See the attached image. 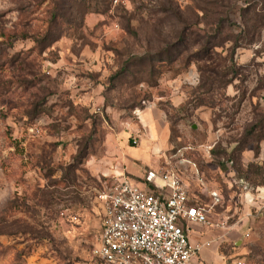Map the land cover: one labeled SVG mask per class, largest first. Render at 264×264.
Wrapping results in <instances>:
<instances>
[{"label":"rangeland","instance_id":"1","mask_svg":"<svg viewBox=\"0 0 264 264\" xmlns=\"http://www.w3.org/2000/svg\"><path fill=\"white\" fill-rule=\"evenodd\" d=\"M126 1L0 0V264H95L100 196L132 177L108 163L116 172L94 176L90 162L105 156L106 135L124 131L129 146H158L160 168L184 184L200 177L222 191L215 219L247 218L222 264H264V200L245 213L244 186L217 165L244 146L254 162L264 134V19L245 20L263 16L264 1ZM89 79L103 87L101 109Z\"/></svg>","mask_w":264,"mask_h":264},{"label":"built area","instance_id":"2","mask_svg":"<svg viewBox=\"0 0 264 264\" xmlns=\"http://www.w3.org/2000/svg\"><path fill=\"white\" fill-rule=\"evenodd\" d=\"M126 2L112 0L113 7ZM144 180L146 187L142 188L124 176L100 196L104 217L101 235L91 252L95 264H193L216 241L193 243L189 224L220 232L236 225L212 216L224 204L223 193L204 188L200 177L209 206L190 194L173 167L152 169Z\"/></svg>","mask_w":264,"mask_h":264},{"label":"crops","instance_id":"3","mask_svg":"<svg viewBox=\"0 0 264 264\" xmlns=\"http://www.w3.org/2000/svg\"><path fill=\"white\" fill-rule=\"evenodd\" d=\"M87 85L89 91H92L93 95L96 96V101L98 102L96 105L98 109L103 108V103H102L103 87L98 86L97 82L95 81L93 82L91 80L89 83L87 81ZM97 107L94 108V111L95 109H97ZM141 113L142 114L140 116V119L143 123V126L147 130L149 129V132L152 131V129H154L153 128L154 124L152 118L150 117L151 114L148 113V109L143 110V112ZM129 135L130 134L127 131H124L120 135H118L117 133L115 134L111 133L106 135L104 141L105 156L101 160L93 159L92 162H90V169H91L90 171L94 176L101 177L103 175L113 174L114 172H116L113 171V169L110 168L108 169L107 167L108 164H111L110 167L115 165L117 172L119 170L122 172L124 171L125 173H127L129 176L132 177L131 179L133 182L138 184L140 187L145 188L146 183L144 178L146 173L144 174V172L146 171V169L147 168L158 169L160 167H163L161 166L162 165L161 163H159L156 159H154V155L158 150V146L155 147L151 145L150 141L146 139L143 140V144L139 148L135 146L132 147V145L129 146L126 141L129 138ZM250 159L251 158L245 157L244 163L245 164L250 163L252 161ZM193 180H194V182H192V184L194 183L193 185L185 182L187 188L189 189V192L192 186L195 188L194 191L196 192L190 194L198 199H203L207 195L206 191L208 190V187H206L207 190L205 191L201 188L198 178ZM241 195L244 199L243 207L246 213L250 209L257 208L259 204H261V201L264 200L263 198L264 189L245 185L244 191H242ZM250 215L251 214H249V216ZM246 219H247L246 217L244 218L242 217L241 220L237 221V224L232 228V230L228 232L208 230L197 224H189L190 240L193 243L207 242L212 240L216 241L212 247L203 250L193 260V264H222L221 263V260L223 258L222 248L229 246V244L232 242L235 236H237L239 233L245 234Z\"/></svg>","mask_w":264,"mask_h":264},{"label":"trees","instance_id":"4","mask_svg":"<svg viewBox=\"0 0 264 264\" xmlns=\"http://www.w3.org/2000/svg\"><path fill=\"white\" fill-rule=\"evenodd\" d=\"M111 4H112V0H111ZM249 11H250L249 9L245 10V12H249ZM260 13L261 12H259V13L258 12H254L252 15H250V13H248L247 15H245V20H247V19L250 20L251 19V21H254V23L256 25H261L262 24V19H264V15L261 16ZM228 22H230V21H228ZM219 24L220 23H218V25ZM234 26H236V24ZM248 26H249V24L246 23V27H247L248 32L250 34V29L248 28ZM220 27L222 28L223 26L220 25ZM246 27H245V29H246ZM255 27H257V26H255ZM249 34L247 35L248 38L250 37ZM182 41H184V40H182ZM197 43H203L202 44V48L200 49V54H204L206 56L208 54H210V52L212 50V47H211L209 41H205V42H200L199 41ZM237 48H238V41L236 42V44L234 45V48L232 50V57L230 59L231 63H233V56L235 55ZM210 60L214 62V57H212V56L208 57L207 61L210 62ZM214 63H216V62H214ZM201 71L206 73V74L209 73V72L210 73L212 72V70H210L209 67H204V68L201 69ZM231 74H233V76H236L235 66L234 65L231 66ZM229 83H231V82H229ZM144 107L145 106H143L142 109H144ZM259 116L262 117V118L258 122L259 123L258 124V128H260L263 131V133H264V114L259 115ZM259 138H260V143L255 147V152H254V154H255L254 162H255V160L259 161V162H257V164H254V162H250L248 164L244 163V158H245L244 154L247 151V150L245 151V148H244L245 146L243 148L237 150L240 153L238 158L234 155L232 157H229L228 160H224V163L219 162L217 164L219 169H220V171H221V173H232L233 176H234L233 177V179H234L233 181L237 180L239 186L243 187L245 185H248L250 187L262 188L263 184L261 185V183H258L257 180L259 181L261 179V177H263V174H264V151H262V147H261L262 146L261 143L262 144L264 143V134L261 135ZM132 147H134V145H132ZM214 154H215V152H214ZM261 156H262V159H261ZM228 166H229V168H228ZM231 187H233V188H229L230 192L235 191L234 189H235L236 186L233 185Z\"/></svg>","mask_w":264,"mask_h":264}]
</instances>
